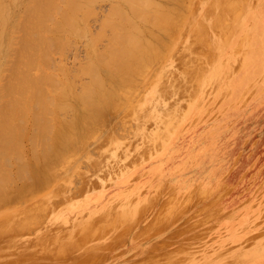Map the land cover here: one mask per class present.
<instances>
[{"label":"rangeland","instance_id":"374dc122","mask_svg":"<svg viewBox=\"0 0 264 264\" xmlns=\"http://www.w3.org/2000/svg\"><path fill=\"white\" fill-rule=\"evenodd\" d=\"M185 12L189 58L153 60L51 185L0 206V264L264 260V0ZM76 41L69 72L85 62Z\"/></svg>","mask_w":264,"mask_h":264},{"label":"bare ground","instance_id":"6f19581e","mask_svg":"<svg viewBox=\"0 0 264 264\" xmlns=\"http://www.w3.org/2000/svg\"><path fill=\"white\" fill-rule=\"evenodd\" d=\"M187 1L0 0V206L51 185L153 60L189 58L197 35L188 40L180 21ZM77 39L86 40L85 62L71 74L65 59Z\"/></svg>","mask_w":264,"mask_h":264}]
</instances>
